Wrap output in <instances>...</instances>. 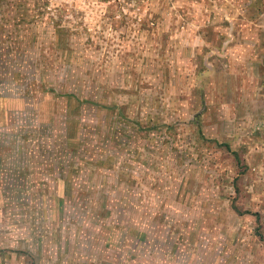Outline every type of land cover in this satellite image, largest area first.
<instances>
[{
  "label": "rangeland",
  "instance_id": "obj_1",
  "mask_svg": "<svg viewBox=\"0 0 264 264\" xmlns=\"http://www.w3.org/2000/svg\"><path fill=\"white\" fill-rule=\"evenodd\" d=\"M0 6V264H264V0ZM65 93L87 116L82 193L34 153ZM113 111L130 151L102 173Z\"/></svg>",
  "mask_w": 264,
  "mask_h": 264
},
{
  "label": "trees",
  "instance_id": "obj_2",
  "mask_svg": "<svg viewBox=\"0 0 264 264\" xmlns=\"http://www.w3.org/2000/svg\"><path fill=\"white\" fill-rule=\"evenodd\" d=\"M12 6L14 7L15 5H12ZM51 26L55 30L54 35L57 39V41L55 42V46H57L56 52H57V55H59L58 48L61 46V43L63 42V40H66L65 38L68 37L67 32L70 29L65 23L62 24L59 22H57V25L55 27H54V24H52ZM72 52L73 50L71 49L70 53ZM18 54H20V51ZM65 61L67 60L65 59ZM32 83L33 82H31V84L28 83L27 86L25 87V89L27 90L26 91L27 94H29L32 91L31 89ZM60 99H63V100H60ZM80 102H83V101H80L79 98L77 96H74L72 93H65L59 97L58 109L57 108L55 109V107L53 110L49 109V113L51 114L50 117L53 116L52 119L53 121H55V124H53L54 125L53 129L59 131V135L56 137V139L59 142H55L54 146L53 144L49 143L48 147L47 146L43 147L42 145H39L38 148H36V151H34L37 161H39L40 164L46 163V165L49 166V176H53L54 174L59 173L60 177L59 178L55 177L54 181L56 183L57 182L67 183L65 187L66 190L76 187L77 182L74 180V178L77 175V173H81V171L83 170V165L85 164L83 161L87 160V159L82 160V157H81L82 151H83L81 147L84 144L88 143V141H85V137L87 135V129L84 124L86 123L85 121L81 122L80 120H78L80 115H83V114L85 115V117H82L83 120H86L87 118L85 109L80 108V105H81ZM112 110H114V108H112ZM59 112H61V114H59ZM113 112L115 114L114 118L107 119V116L105 117V120L107 121L109 120V122H111V124H109V126L106 127L105 132L101 131L97 125H95V128H94L96 136L95 138L94 137L93 138L95 140L96 145H98V148L100 150L99 155L101 159L98 165L100 166L102 173H104L105 169H109V166L107 164L108 160L106 159H110L111 157L112 159L114 158L113 156L109 155L108 149L112 150L111 147L113 146V149L124 150V146H126V148L128 146V142L127 141L123 142V139H121L123 135L122 134L123 128L121 129V127L117 128L115 126L116 121H120L121 119H124L126 117L124 115L119 114L118 111L117 112L113 111ZM62 113L63 114L65 113L67 116L66 125L64 126V128H58L60 117L57 118V115L63 116ZM88 118H89V121L90 120L93 121L91 113L88 114ZM49 120L51 121V119ZM99 120L102 121V119H99ZM51 130H52V127L49 126V136H51L50 135ZM41 138H43V135ZM114 142H117V145H111ZM122 142L124 144H122ZM91 145L93 144L91 143ZM51 148L57 149V154H55L56 151H54L53 155L55 156L53 157H52V151H50ZM126 150L128 152L130 151V148L129 149L127 148ZM102 156L103 157L105 156V158H102ZM127 161L128 160L126 158L124 162L126 163ZM63 174L64 176H61ZM109 175L110 174H108V176ZM102 177L103 176L100 174L93 178H94L95 183L99 182L97 184L98 188L105 187L103 188V191L107 194L110 192L109 186L112 183H110L111 181L109 180H107L108 182H105V181L103 182L104 179H102ZM105 183L107 184L103 186V184ZM79 184L80 183H78L77 187H79L80 189H74L73 191H76L77 193L85 192V190L82 189ZM122 188L124 189V187Z\"/></svg>",
  "mask_w": 264,
  "mask_h": 264
}]
</instances>
